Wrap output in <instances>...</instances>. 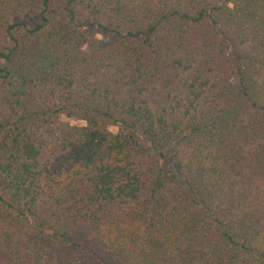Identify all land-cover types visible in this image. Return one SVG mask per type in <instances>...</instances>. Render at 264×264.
<instances>
[{
	"label": "trees",
	"instance_id": "obj_1",
	"mask_svg": "<svg viewBox=\"0 0 264 264\" xmlns=\"http://www.w3.org/2000/svg\"><path fill=\"white\" fill-rule=\"evenodd\" d=\"M0 264H264V0H0Z\"/></svg>",
	"mask_w": 264,
	"mask_h": 264
},
{
	"label": "rangeland",
	"instance_id": "obj_2",
	"mask_svg": "<svg viewBox=\"0 0 264 264\" xmlns=\"http://www.w3.org/2000/svg\"><path fill=\"white\" fill-rule=\"evenodd\" d=\"M112 130H113V131H116L117 129H116V128H114V127H112Z\"/></svg>",
	"mask_w": 264,
	"mask_h": 264
}]
</instances>
